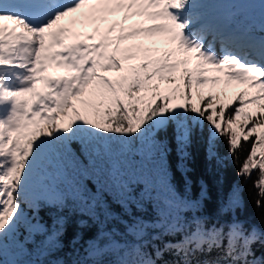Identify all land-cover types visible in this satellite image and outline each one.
Returning a JSON list of instances; mask_svg holds the SVG:
<instances>
[{
    "label": "snow or ice",
    "instance_id": "1",
    "mask_svg": "<svg viewBox=\"0 0 264 264\" xmlns=\"http://www.w3.org/2000/svg\"><path fill=\"white\" fill-rule=\"evenodd\" d=\"M257 28L264 33V4L257 13L217 0H0V258L20 248L21 228L42 235V249H58L63 211L99 208L83 182L112 179L107 158L134 152L158 213L150 224L137 217L126 225L133 243L104 236L89 256L118 253L112 264H264V230L237 217V192L210 223L199 214L207 186L191 199L171 185L165 165L175 153L186 178L193 145L219 162L222 139L238 177L247 183L257 173L254 203L264 209ZM25 206L55 210L51 226L33 223Z\"/></svg>",
    "mask_w": 264,
    "mask_h": 264
},
{
    "label": "trees",
    "instance_id": "2",
    "mask_svg": "<svg viewBox=\"0 0 264 264\" xmlns=\"http://www.w3.org/2000/svg\"><path fill=\"white\" fill-rule=\"evenodd\" d=\"M256 32L264 35L258 28ZM218 143L219 162L216 160L209 162L206 159L202 144L193 145L190 149V159L187 161L189 171L186 178L176 167L175 153L170 154L165 165L171 185L191 199H197L200 196L201 185H206L207 198L203 200L199 214L207 216L210 223L216 219L221 203L227 201L229 194L235 190L240 197V207L236 210L237 217L244 222L246 228L255 226L264 230V225L260 223L264 218V209L257 210L254 203L255 190L252 188L257 173L253 172L245 183L243 178L237 176L238 165L228 155L226 143L222 139ZM250 146L251 140L237 153L240 163L243 162ZM71 147L76 151L78 145L74 143ZM106 163L112 167V179L93 176L83 182L87 188V196L92 198L93 204L99 201V208L88 213L83 209L76 210L74 205H70L63 211L67 224L58 249L52 251L42 249L40 241L44 237L39 234L29 236L27 229L21 228L16 237L20 248L5 251L0 258V264H12L13 261H21L22 264H77V262L91 264L93 260H103L105 264H112V261L118 259V253L91 257L87 249L91 243H98L104 236L121 246L133 243V237L125 235L126 225L137 217L150 224L158 213L157 194L147 187L149 180L141 171L143 165L141 156L134 152L127 154L117 152L111 154ZM185 179L190 181L188 192H185ZM25 211L30 219L35 217L33 223L39 222L45 226H51L56 215L55 210L48 208H41L36 212L25 206ZM229 218L230 216H226L221 219Z\"/></svg>",
    "mask_w": 264,
    "mask_h": 264
},
{
    "label": "rangeland",
    "instance_id": "3",
    "mask_svg": "<svg viewBox=\"0 0 264 264\" xmlns=\"http://www.w3.org/2000/svg\"><path fill=\"white\" fill-rule=\"evenodd\" d=\"M236 3L250 4L254 6V10L258 13L260 5L264 3V0H236ZM131 23V21H129Z\"/></svg>",
    "mask_w": 264,
    "mask_h": 264
}]
</instances>
